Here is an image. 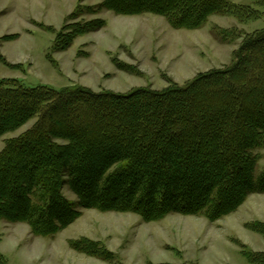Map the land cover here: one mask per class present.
Returning a JSON list of instances; mask_svg holds the SVG:
<instances>
[{
    "label": "trees",
    "instance_id": "obj_1",
    "mask_svg": "<svg viewBox=\"0 0 264 264\" xmlns=\"http://www.w3.org/2000/svg\"><path fill=\"white\" fill-rule=\"evenodd\" d=\"M98 7L154 13L175 28L196 29L213 15L256 20L264 0H102ZM77 13L57 34L56 49L106 25L103 19L69 22ZM32 120L0 150V222H26L34 235L48 237L79 218L80 208L134 212L147 222L170 213L218 220L252 193H264V168L257 169L264 149V27L245 33L230 64L162 89L121 93L1 78L0 138ZM246 226L264 234V221ZM70 243L111 257L99 241ZM241 248L250 263L264 264V251ZM0 264H8L1 253Z\"/></svg>",
    "mask_w": 264,
    "mask_h": 264
},
{
    "label": "rangeland",
    "instance_id": "obj_2",
    "mask_svg": "<svg viewBox=\"0 0 264 264\" xmlns=\"http://www.w3.org/2000/svg\"><path fill=\"white\" fill-rule=\"evenodd\" d=\"M100 2L0 0V79L121 93L138 87L162 89L230 64L245 33L264 27V7L256 20L213 15L203 26L188 29L175 28L154 13L117 14L99 8ZM74 12L79 13L69 22L103 19L106 25L78 36L67 49H56L57 34ZM7 35L12 37L4 38ZM123 63L129 70L119 67ZM33 123L1 137L0 150L5 138L19 135ZM261 154L258 172L264 168V149ZM63 193L77 202L68 184ZM80 210L72 224L48 237L34 235L26 222L2 220L0 253L8 264H253L242 255L241 244L264 251V234L246 226L264 221V193H252L236 211L214 221L203 215L170 213L147 222L134 212ZM82 237L99 241L111 257L74 249L70 242Z\"/></svg>",
    "mask_w": 264,
    "mask_h": 264
}]
</instances>
